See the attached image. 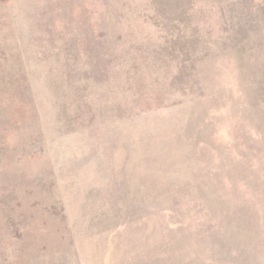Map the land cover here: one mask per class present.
<instances>
[{"label":"rangeland","instance_id":"rangeland-1","mask_svg":"<svg viewBox=\"0 0 264 264\" xmlns=\"http://www.w3.org/2000/svg\"><path fill=\"white\" fill-rule=\"evenodd\" d=\"M0 264H264V0H0Z\"/></svg>","mask_w":264,"mask_h":264}]
</instances>
